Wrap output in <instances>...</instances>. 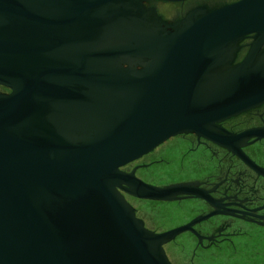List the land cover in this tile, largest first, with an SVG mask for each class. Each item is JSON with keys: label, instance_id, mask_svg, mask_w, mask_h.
Listing matches in <instances>:
<instances>
[{"label": "water", "instance_id": "95a60500", "mask_svg": "<svg viewBox=\"0 0 264 264\" xmlns=\"http://www.w3.org/2000/svg\"><path fill=\"white\" fill-rule=\"evenodd\" d=\"M144 1L0 0V264H172L163 244L183 227L149 230L121 190L173 200L189 185L121 168L264 101V64L222 68L264 36V0L174 22Z\"/></svg>", "mask_w": 264, "mask_h": 264}, {"label": "flooded vegetation", "instance_id": "af4514ba", "mask_svg": "<svg viewBox=\"0 0 264 264\" xmlns=\"http://www.w3.org/2000/svg\"><path fill=\"white\" fill-rule=\"evenodd\" d=\"M234 1L145 0L144 5L174 22L196 6ZM231 49L225 70L248 55L251 63L264 64L263 35L246 34ZM209 132L170 136L121 168L150 185L187 184L186 193L173 200L121 193L149 230L183 227L163 244L172 264H264V101L216 122Z\"/></svg>", "mask_w": 264, "mask_h": 264}]
</instances>
